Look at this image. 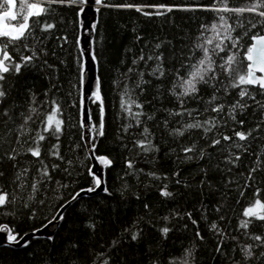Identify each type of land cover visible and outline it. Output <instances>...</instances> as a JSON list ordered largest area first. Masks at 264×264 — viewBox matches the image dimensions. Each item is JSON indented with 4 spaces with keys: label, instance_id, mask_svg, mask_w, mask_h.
<instances>
[{
    "label": "snow or ice",
    "instance_id": "1",
    "mask_svg": "<svg viewBox=\"0 0 264 264\" xmlns=\"http://www.w3.org/2000/svg\"><path fill=\"white\" fill-rule=\"evenodd\" d=\"M0 214V264H264V0H0Z\"/></svg>",
    "mask_w": 264,
    "mask_h": 264
},
{
    "label": "trees",
    "instance_id": "2",
    "mask_svg": "<svg viewBox=\"0 0 264 264\" xmlns=\"http://www.w3.org/2000/svg\"><path fill=\"white\" fill-rule=\"evenodd\" d=\"M68 17V24H67V32L69 35V44L67 46L68 49L71 50V56L69 57V68L66 69L63 73L65 77V89L71 87V83H78V72L76 71V64H75V57H76V51L74 47V28H73V14L71 11L67 12ZM127 13L124 14V17L127 18ZM113 37H115V44H119L121 42V36L119 34L110 33L109 34V40H112ZM99 39V37H97ZM76 78V79H73ZM71 82V83H70ZM105 92L107 93L108 99H107V116L109 121H112L114 118V110H113V104L118 103V101L113 99V94L111 92L107 91V82H105ZM76 89H73V95H76ZM78 103V100H77ZM76 111L75 109L73 110ZM104 150V145L101 144V151ZM10 191V189H9ZM46 214V213H45ZM17 221L12 216H5L0 214V225L1 224H7L9 227H13ZM21 227H27L26 225H21ZM43 238V237H41ZM22 256V254H20Z\"/></svg>",
    "mask_w": 264,
    "mask_h": 264
},
{
    "label": "water",
    "instance_id": "3",
    "mask_svg": "<svg viewBox=\"0 0 264 264\" xmlns=\"http://www.w3.org/2000/svg\"><path fill=\"white\" fill-rule=\"evenodd\" d=\"M82 38L85 39V43L81 46L82 50L83 48L87 47V41L91 40L92 37H89L87 35V32H83L82 33ZM86 67H87V71L85 73V84H84V89L87 90L91 85H92V82H93V75L95 73V66L92 65L90 62H88L87 58H86ZM3 225V224H1ZM53 229L52 228H48L47 231L48 232H51ZM2 234V233H0ZM45 231L43 228H41V231H40V237H43L45 235Z\"/></svg>",
    "mask_w": 264,
    "mask_h": 264
}]
</instances>
